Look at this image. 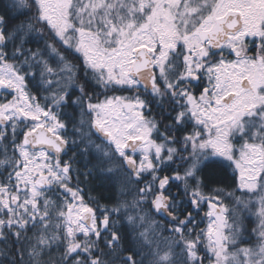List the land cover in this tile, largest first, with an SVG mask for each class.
<instances>
[{"label": "snow or ice", "instance_id": "1", "mask_svg": "<svg viewBox=\"0 0 264 264\" xmlns=\"http://www.w3.org/2000/svg\"><path fill=\"white\" fill-rule=\"evenodd\" d=\"M76 151L92 169L74 167ZM228 168L249 197L232 210L211 187ZM93 170L133 199L86 201ZM0 245V264H264V0H7Z\"/></svg>", "mask_w": 264, "mask_h": 264}, {"label": "trees", "instance_id": "2", "mask_svg": "<svg viewBox=\"0 0 264 264\" xmlns=\"http://www.w3.org/2000/svg\"><path fill=\"white\" fill-rule=\"evenodd\" d=\"M7 3V0H0V10H2L3 6ZM25 19V17L21 16L18 20L15 21V23H19L20 20ZM34 94L40 95V93H36L35 89H32ZM117 95H131V93H116ZM95 95L99 96L101 100H103V95H101L100 91L97 90ZM62 111L68 113V115L64 116L65 121H69V117H74L75 119H79V113L78 110H75L73 108H67L63 109ZM154 114L156 110L154 109ZM159 119V117H157ZM71 127V124H70ZM73 153L69 152V156H72ZM67 159L68 157H64ZM91 161V162H90ZM92 157L91 156H82L79 151H76L75 153V164L74 167L78 168L81 172H86L89 169L93 168ZM87 165V167H86ZM211 176L213 179V183L211 184V187L213 189H220L225 193H232L233 195L231 197L225 195L223 199V204L229 208V210H232L236 205L234 204V199L236 197H242L243 199H248L249 197L244 196L243 190L238 188L239 185V172L238 170H235L234 168H228V169H220V170H213L211 172ZM80 188L84 190L85 200L88 201L89 198H92L99 202L100 206H108L111 207L117 200H127L131 201L133 199V196L135 195L134 185H129L127 189H124V194H121V187L118 182L114 180H109L107 177L102 175L99 172H96L93 170V174L91 176H88L85 178V176H80ZM173 191L175 192V187L173 188ZM206 194L212 195V193L207 192ZM253 200H255V197H252ZM207 208L206 205H203V210L205 211ZM189 211H191V208H188ZM145 214L151 219L156 221L157 223H160L162 225L167 226V221L162 220L159 215H156L152 213L147 206H145ZM195 214V213H194ZM242 227L245 230L244 231V237H253L254 233L252 230L257 227L259 221L257 216L255 215V210L252 211H242ZM202 217L201 212L199 214H196L197 221H200ZM230 222H231V218ZM207 220H204L200 223L201 228H205L207 225ZM119 225L121 226V235L123 236V246L127 248H137L139 249L141 246L139 243L136 242V233L132 230L130 226L126 224L125 221H119ZM154 227V225H153ZM164 236H168L169 233L164 232ZM103 246V245H101ZM161 246H163L161 242ZM246 246V245H242ZM2 247V245H0ZM175 251L179 252V248H176ZM125 255L128 253L125 252ZM148 249H144V255L147 256ZM52 257L55 258L59 255V253L53 249L51 253ZM134 258L139 260L141 259L140 256H136L134 253ZM48 257H45V260H47ZM145 264H148V261H145Z\"/></svg>", "mask_w": 264, "mask_h": 264}, {"label": "rangeland", "instance_id": "3", "mask_svg": "<svg viewBox=\"0 0 264 264\" xmlns=\"http://www.w3.org/2000/svg\"><path fill=\"white\" fill-rule=\"evenodd\" d=\"M207 206V205H206ZM204 211V210H203ZM207 211H209V208H208V206H207V208H206V210L204 211L205 213L207 212Z\"/></svg>", "mask_w": 264, "mask_h": 264}]
</instances>
